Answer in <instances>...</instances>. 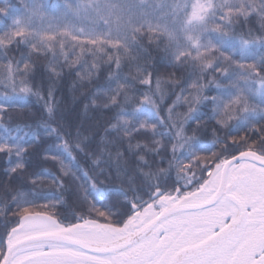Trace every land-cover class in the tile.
<instances>
[{"label": "snow or ice", "instance_id": "1", "mask_svg": "<svg viewBox=\"0 0 264 264\" xmlns=\"http://www.w3.org/2000/svg\"><path fill=\"white\" fill-rule=\"evenodd\" d=\"M0 159V264H264V0H0Z\"/></svg>", "mask_w": 264, "mask_h": 264}, {"label": "trees", "instance_id": "2", "mask_svg": "<svg viewBox=\"0 0 264 264\" xmlns=\"http://www.w3.org/2000/svg\"><path fill=\"white\" fill-rule=\"evenodd\" d=\"M13 3H17L18 0H12ZM50 2L55 3L56 0H50ZM256 27H259L258 23H256ZM152 61L150 63L154 66L155 70L153 73V87L155 86V77L158 75L161 79V86L167 89V75L172 72L173 69L164 66L166 61H164L162 57V53H157L156 51H152ZM41 63H46L42 61ZM91 63V60H89ZM46 79V77H45ZM37 82L39 83V77ZM74 83H79V79L76 77H66L63 81L58 83V91L56 92V101L60 104L61 109L65 112H71L72 118L76 119L79 117V121L81 123L87 122L86 126H98L102 124L108 117H106L103 113L100 112H92L88 111L87 113L83 110V105H78L74 103L81 99V92H89L91 89H82L81 91L74 90ZM175 100V97H172ZM172 101H168L171 104ZM34 111V109H31ZM180 111H186V108H181ZM22 116V112L19 109L12 110L10 112V116L6 117V120H13V122H19V117ZM208 139L211 140L212 136L209 134ZM7 166V162L4 159H0V171H2ZM48 165L38 166V158H34L32 160V168L29 170L30 172L47 170ZM53 186L45 181L43 183L44 191H51Z\"/></svg>", "mask_w": 264, "mask_h": 264}]
</instances>
